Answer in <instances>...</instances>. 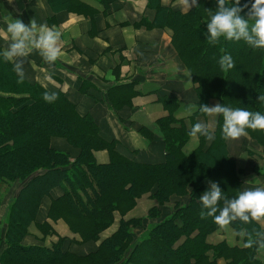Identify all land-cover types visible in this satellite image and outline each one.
Returning <instances> with one entry per match:
<instances>
[{"label":"trees","instance_id":"16d2710c","mask_svg":"<svg viewBox=\"0 0 264 264\" xmlns=\"http://www.w3.org/2000/svg\"><path fill=\"white\" fill-rule=\"evenodd\" d=\"M147 1L155 11L151 27H158L159 18L161 27L172 30V45L196 85L197 110L191 125L196 117H207L199 108L209 106L211 100L264 115V102L258 100L264 96V50L223 38L215 46L208 43L206 24L209 10L217 8L215 0H197L198 7L186 13L162 7L159 0ZM250 2L241 0V5L250 6ZM81 9V2L75 0L73 10ZM225 53L235 63L226 73L218 64ZM45 91L24 79L19 82L12 64L0 53V182L21 183L7 216L0 264H262L256 249L264 230L251 219L237 218L229 224L244 234L241 245L207 242L219 229L212 217H201L204 209L199 197L209 189L208 182L218 183L229 199L241 188V171L236 159L228 156L227 141L221 135L222 116L216 119L208 147L204 148L206 139L201 136L189 155L182 148L192 126L187 128L172 115L158 120L164 160L143 164L117 154L114 142L104 139L90 116L79 115L63 95L57 94L53 103L45 102ZM165 100L173 104L172 99ZM140 133L147 140L152 138L149 131ZM247 136L264 148V131L248 130ZM53 139H62L76 151L74 159L71 152L51 146ZM105 150L110 162L98 164L94 152ZM260 170L263 175H258L264 176V169ZM54 190L60 195L53 197ZM147 194L156 202L148 211L149 223L143 218L124 219ZM45 199H50L45 219L62 220L75 237H58L48 247L21 244L32 223L40 229L42 242L54 233L46 221L35 222ZM170 203L172 211L166 216L162 209ZM223 205L221 200L218 207ZM115 214L120 216L117 230L92 251L77 253L76 246L100 239ZM248 240L252 248L245 247Z\"/></svg>","mask_w":264,"mask_h":264},{"label":"crops","instance_id":"0c3cea01","mask_svg":"<svg viewBox=\"0 0 264 264\" xmlns=\"http://www.w3.org/2000/svg\"><path fill=\"white\" fill-rule=\"evenodd\" d=\"M78 1L83 10H73L75 0H0V53L5 57L9 50L12 41L7 33V25L15 19H21L28 25L34 18L38 25H47L59 31L61 38L58 46L61 53L54 64L46 63L39 51L29 46L27 55L8 60L12 67L18 64L26 82L50 93L63 95L75 106L79 115L90 116L101 136L114 142L113 150L120 156L143 164L162 162L165 145L156 122L172 115L175 120H183L187 128L193 127L190 118L194 117L197 110L196 85L172 45V30L161 27L159 18L156 20L158 27H151L155 11L149 8L147 0ZM159 2L162 7L173 12L186 13L191 9L186 6L185 0ZM165 99H172L173 104H166ZM117 102L122 104L114 107L113 104ZM215 104V100L209 102V106ZM217 117L198 116L194 121L208 123L213 131ZM140 130L149 131L152 138L147 140ZM210 142L205 140L204 148ZM199 143V138L190 137L182 148L183 153L191 154ZM51 146L58 151L71 152V160L77 155L62 139H53ZM227 153L236 159V168L241 171L240 191L264 187V176H260L263 175L260 169H264L263 147L245 136L234 141L228 140ZM94 158L98 164H107L111 159L107 150L94 152ZM20 184L14 181L15 187H9V194L2 197L4 204L0 202V207L3 206L5 210L0 212L3 216L0 227L2 248L6 247L3 238L7 230V216ZM52 195L59 196L60 192L54 190ZM143 196L151 199L149 194ZM49 200H44L45 206L42 205L35 222L46 221L54 233L42 242L40 229L32 223L21 244L48 247L58 237H75L62 220L45 219ZM136 206L137 203L130 211ZM149 209L146 214L131 218L146 219L148 224L146 217ZM162 210L167 216L172 211V204ZM117 216L120 217L115 214V218ZM252 221L264 230V220ZM117 227L101 238L108 228L102 231L95 243L76 246V252L85 254L92 251ZM243 237L242 232H236L228 225L209 235L207 242L212 245L225 242L229 246H237L241 245ZM256 254L264 264V235L257 238Z\"/></svg>","mask_w":264,"mask_h":264},{"label":"clouds","instance_id":"9594fccd","mask_svg":"<svg viewBox=\"0 0 264 264\" xmlns=\"http://www.w3.org/2000/svg\"><path fill=\"white\" fill-rule=\"evenodd\" d=\"M215 2L217 8L214 12L209 10L210 19L206 24V40L210 45L215 46L223 38L227 41H244L253 49L264 50V0H251L250 6L249 3L241 5V0H215ZM185 4L189 9L198 7L197 0H185ZM245 10H247L246 14L241 15ZM7 33L12 43L5 53L6 60L27 55L26 49L29 46H34L48 64H54L60 56L61 49L58 45L61 33L47 25H38L34 18L28 25L21 19H15L7 25ZM218 64L225 73L235 67L232 56L227 53L219 58ZM13 71L17 74L19 82H22V73L18 64ZM43 99L45 102L53 103L58 96L54 92L45 91ZM258 100L264 102V96H259ZM199 111L207 117L222 116L221 135L226 141L245 137L248 135V130L264 131V115L244 107L232 108L220 103L214 106L202 104ZM189 136L192 138L203 136L208 141L214 139L210 125L199 121L191 128ZM208 185L209 189L199 197L204 209L201 212L202 218L212 217L214 223L221 229L237 218L244 222L250 219L264 220V187L240 191L236 197L229 199L223 195L218 183L209 181ZM221 200L224 201V205L218 207ZM252 246L251 240L245 243L246 248Z\"/></svg>","mask_w":264,"mask_h":264},{"label":"rangeland","instance_id":"374dc122","mask_svg":"<svg viewBox=\"0 0 264 264\" xmlns=\"http://www.w3.org/2000/svg\"><path fill=\"white\" fill-rule=\"evenodd\" d=\"M240 182H241V180H240ZM11 186H13V182H10V181H6V182L1 181L0 182V198L2 199V201H0L1 203L4 204V200H3L2 197H3L4 194H9V193H7V191L8 190L10 191L9 187H11ZM13 187H15V185ZM154 205H156V202L154 200L152 201L151 199L146 198L145 196H142L137 201L136 208L134 210L130 211L124 217L125 218H131L132 216H141V215H144V214H146L147 209L151 208ZM1 211H5L3 206L0 207V212ZM2 218H3V216H1V214H0V227L3 224V221L1 222ZM119 218L120 217H118V216L115 218L114 223L108 228V230H106L105 232H103L101 234V238L107 236L110 233V231L112 232V230L117 227ZM2 250H3V248L0 246V252Z\"/></svg>","mask_w":264,"mask_h":264}]
</instances>
